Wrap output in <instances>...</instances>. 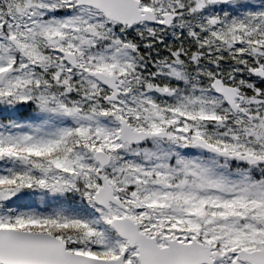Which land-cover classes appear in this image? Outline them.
I'll return each instance as SVG.
<instances>
[{"label": "snow or ice", "instance_id": "snow-or-ice-1", "mask_svg": "<svg viewBox=\"0 0 264 264\" xmlns=\"http://www.w3.org/2000/svg\"><path fill=\"white\" fill-rule=\"evenodd\" d=\"M0 264H264V0H0Z\"/></svg>", "mask_w": 264, "mask_h": 264}]
</instances>
